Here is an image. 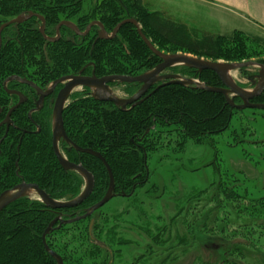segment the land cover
Here are the masks:
<instances>
[{
    "label": "trees",
    "instance_id": "16d2710c",
    "mask_svg": "<svg viewBox=\"0 0 264 264\" xmlns=\"http://www.w3.org/2000/svg\"><path fill=\"white\" fill-rule=\"evenodd\" d=\"M87 2L0 0V27L18 16L35 13L45 19V34L50 37L55 36L61 21L74 22L82 31L90 23L99 21L108 33H112L122 21L136 19L144 35L161 52H183L198 58L229 63H242L255 56L247 53L248 42L264 44L262 38L251 37L243 32L225 36L206 33L197 37L186 24L176 21L170 15L148 10L143 0H97L86 6ZM41 24L40 19L32 17L21 24L10 25L3 31L0 51L2 74L14 73L19 62L23 61L27 73H30V65H35L34 73L38 76L36 81L44 83L45 79L47 84L53 80L49 78L53 69L66 72L73 69L76 72L87 63H92L100 77H136L161 63V59L152 53L133 24L122 26L115 38L98 40L95 44L98 26H93L91 33L84 39L62 27L61 40L51 44L40 33ZM9 50L20 53L14 59L8 54ZM259 62L264 64V60ZM174 70L184 76L199 79L207 86L223 87L218 75L212 71L199 73L187 67H175ZM241 72L246 74L244 68ZM123 86L124 93L129 97L141 87L138 83ZM234 100L238 105L242 103L238 97ZM253 102L264 104V91ZM236 111L227 103L223 94L195 86L166 84L153 88L140 103L129 106L126 111L114 103L94 99L89 90L75 93L64 110L63 120L71 142L99 153L107 161L113 173L117 196L132 198L138 189L144 188L149 182L148 160L152 153L165 143L170 145L172 137L178 140L179 150H175L180 152L190 141L194 145H211L213 137L230 129ZM27 115L28 109L23 119L28 129L30 123ZM50 119L51 112L47 111L40 133L22 135L12 129L0 146L4 159L0 162V195L23 181L37 184L55 200H72L82 192L85 185L83 178L74 171H65L54 153ZM29 130L34 132L35 128ZM66 157L93 175L95 185L92 194L81 205L70 209L54 210L38 199L28 197L7 206L0 213V264H58L43 244L45 231L60 215L64 220L85 215L87 209L101 201L107 193L110 177L98 157L77 152L74 148L66 150ZM221 187L210 196V202L214 203L217 211L224 209V200L238 197L237 193L229 194ZM210 192L201 191L202 196ZM202 196L187 199L183 207V211H187L185 218L196 214V203H202ZM100 210L85 220L63 225L60 229H57V223L47 235V245L63 259L64 264L68 260L72 264L82 263V258L75 260L70 251L93 256L102 252L93 243L88 229L90 221L95 219ZM179 217V214L175 216ZM98 225L95 223L93 233L99 229ZM202 226L206 227L205 224ZM199 228L198 225V230L194 229V235L203 236L205 232ZM104 230L103 224L100 231ZM178 231L176 237L180 239L181 233ZM112 233V229L106 231L108 237ZM172 239L169 231L167 240ZM195 239L198 241L200 237L196 236ZM71 242L73 247L68 249L67 245Z\"/></svg>",
    "mask_w": 264,
    "mask_h": 264
},
{
    "label": "rangeland",
    "instance_id": "374dc122",
    "mask_svg": "<svg viewBox=\"0 0 264 264\" xmlns=\"http://www.w3.org/2000/svg\"><path fill=\"white\" fill-rule=\"evenodd\" d=\"M91 2L97 0H88L86 6ZM144 4L152 12L167 14L162 8L154 9L146 2ZM169 12L180 22L176 9ZM245 34L264 40L261 28ZM247 49V53L255 55L250 62L264 60V44L250 41ZM35 67L30 65L29 74L36 75ZM174 69L165 74L191 78ZM244 69L246 74L235 70L231 77L242 88L252 91L256 85L249 87L248 83L250 79L258 81L262 69L255 65ZM123 89V84L117 83L112 91L118 97L129 98ZM172 139L170 145L165 143L150 155L149 182L135 192V197L116 196L96 214L94 225L99 224V229L93 233V225L89 234L102 252L93 256L70 251L75 260L82 258V263L75 264H264V111L237 110L230 129L213 137L211 145H194L190 141L180 152L176 151L179 150L178 140ZM220 187L229 194L237 193L238 197L224 200V209L217 211L210 196ZM202 190L211 192L202 196ZM197 195L203 197L202 203H196V214L185 218L187 211H183V207L187 199ZM177 214L179 218H175ZM103 224L105 230L101 232ZM198 225L205 232L203 236L194 235ZM108 229L113 230L109 237ZM169 231L173 239L168 241ZM177 231L181 233L180 239L176 237ZM196 236L200 240L197 241ZM67 246L69 249L73 243ZM67 264L72 261L68 260Z\"/></svg>",
    "mask_w": 264,
    "mask_h": 264
},
{
    "label": "water",
    "instance_id": "95a60500",
    "mask_svg": "<svg viewBox=\"0 0 264 264\" xmlns=\"http://www.w3.org/2000/svg\"><path fill=\"white\" fill-rule=\"evenodd\" d=\"M32 17H37L41 20L42 25L39 29L40 33L43 37L50 41L55 42L60 37V28L62 26H66L72 29L77 35H87L93 26H98L99 31L97 33V40H111L115 38L121 27L126 24H133L142 40L148 46V48L152 51L154 55L161 59V63H159L153 70L141 74L136 77L126 76V75H111L105 76L102 78H98L95 75L91 77H80V76H70L58 80L55 82L51 88L44 92L34 83L24 80V83L35 88L40 94V100L38 106H41V103L45 96L50 94L56 84L58 83H66L65 88L59 93L57 98L55 108L53 111V124H52V146L54 153L58 159L60 166L65 171H74L78 173L84 180V188L79 196L72 200H55L51 198L45 191H43L37 184H31L22 182L17 185L13 189L7 190L0 195V213L11 203L16 200L24 197L32 198L31 196H37L38 200L42 202L45 206L51 209H70L75 208L81 205L93 192L95 181L93 175L85 169L82 165L70 162L67 157L61 152L59 143L61 141H65L67 144L72 146L77 152L80 153H88L98 157L103 164L106 166L107 171L110 177V185L107 193L103 197L101 201L97 204L93 205L89 209H87L85 215L80 217H76L74 219L64 220L62 216H58L48 227L43 235V244L45 246L46 251L57 261L58 264H64L63 259L55 253L46 242L47 235L53 231L54 226L59 223L57 229H60L63 225H69L76 223L81 220H85L91 217L96 211L103 208L107 205L113 198L117 196L115 192V180L113 177V173L107 161L99 154L90 149H83L77 145H75L68 138L63 120V113L66 108V104L69 96L78 88H88L91 90V95L94 99L104 102H111L118 106L121 110L126 111L129 106L133 107L136 104L141 102V99L149 93L151 88L155 86L157 83H160L157 88L160 86H164L166 84H180L183 86H195L198 89L206 90L209 92L220 93L223 94L227 100V103L232 107V109L238 111H244L247 109L253 110H261L264 111V104L252 103L251 101L258 96L264 90V64L257 62H243V63H229V62H221V61H209L201 58H197L187 54H166L157 49L152 42L144 35L141 25L136 19H126L119 23L116 28L112 31V33H108L103 26V24L99 21H94L90 23L85 32H81L78 27L71 21H62L57 28V37L50 38L45 35V19L42 16H39L35 13H29L28 15H21L7 23H4L0 27V42H1V33L2 31L13 24H21ZM95 41V42H96ZM1 48V46H0ZM255 65L262 69L261 73L258 76V81L256 82V86L252 91L246 90L238 85L231 77V73L235 70H241L245 67ZM187 67L191 68L199 73L203 71H212L218 75L223 87H211L202 83L199 79H191L184 78L177 74H164L167 70L172 69L174 67ZM112 83H121V84H132L138 83L141 85V88L135 93L133 96L129 98H121L116 96L111 87L109 86ZM238 97L241 100V104H236L234 98ZM94 225V219L90 221L89 232L91 234Z\"/></svg>",
    "mask_w": 264,
    "mask_h": 264
},
{
    "label": "flooded vegetation",
    "instance_id": "af4514ba",
    "mask_svg": "<svg viewBox=\"0 0 264 264\" xmlns=\"http://www.w3.org/2000/svg\"><path fill=\"white\" fill-rule=\"evenodd\" d=\"M58 25H57V28H58ZM45 27H46V25H45ZM62 27H66V26H62ZM57 28H56L55 36H50V38H56L57 37ZM61 28H60V37L55 42H50L48 40H46V41L48 43H51V44H55V43L59 42L62 38ZM66 28H68V27H66ZM68 29H70V28H68ZM70 30L73 31L72 29H70ZM85 30H86V28H85ZM85 30H83V31L80 30V31L85 32ZM91 30H90L89 34L91 33ZM3 31L1 33V42H0L1 47H2ZM98 31H99V29H98ZM89 34H87L85 36H83V35H78V36L82 37L84 39ZM68 40H70V39H68ZM95 41H96V39H95ZM95 41H94V44L98 40L96 42ZM10 45H12L13 47L16 46V44H14V43H10ZM46 47H47V45H46ZM0 51H1V48H0ZM19 53H20V51H16V50H12V51L9 50L8 51V54H10V57L12 56L11 58H14V59L16 58V55H19ZM19 58H20V56H19ZM166 74H169V73H166ZM93 75H95L98 78H102L96 74V68L92 63H87L80 70H78L76 72L73 71V69H69L67 72L61 71V69L59 71H54V69H53L51 72V75L49 76V78L53 79V80L49 81L47 84H46L47 80L44 79V81H43L44 83L37 82L36 81L37 80L36 75H34V74L31 75V74L27 73L26 69H25V64L23 61L19 62V66L16 70H14V73H10V74L7 73V75H4L0 71V146L3 144L5 139L8 137V135L10 134V131L12 129H13V132H19L22 135L32 134V133H35V134L40 133L42 130L41 125L43 123L44 116H45V113L47 111L51 112L50 123H51V132H52L53 111H54L55 104H56L57 98L59 96V93L65 88L66 83L62 82V83L56 84L55 87L53 88V90L50 92V94H48L47 96L44 97V99L41 103V106L39 107L38 103L40 100V94L38 93V91L35 88L24 83V80L34 83L41 90L46 92L51 88V86L55 82H57L58 80H61L63 78L70 77V76L91 77ZM256 82H257L256 79H250V83H248L249 87L250 86L254 87V85H256ZM116 84L117 83H112L109 86L112 89V88H114V85H116ZM159 84L160 83H157L155 86H153L151 88V90L153 88L157 87ZM80 89H81V91L76 89L69 96L66 107L70 104L72 97L75 93L89 90L88 88H85V87L80 88ZM89 94L91 95L90 91H89ZM253 100L251 101L252 103H254ZM27 109H28L27 117H28L29 123H30L28 125V129H27V124L23 120L25 117L24 115H25ZM25 124H26V126H25ZM29 128H32V129L35 128V131L33 132L32 130H29ZM65 145H66V147H65ZM59 147H60L61 152L65 156H66V150L71 151V149L73 148L72 146L67 144L65 141H61L59 143ZM3 161H4V159L2 157V151L0 150V162H3ZM17 175H19V170L17 171ZM19 184H21V183H19ZM19 184H17V185H19ZM17 185H15L14 187H16ZM13 188H11V189H13ZM7 190H10V189H7Z\"/></svg>",
    "mask_w": 264,
    "mask_h": 264
},
{
    "label": "crops",
    "instance_id": "0c3cea01",
    "mask_svg": "<svg viewBox=\"0 0 264 264\" xmlns=\"http://www.w3.org/2000/svg\"><path fill=\"white\" fill-rule=\"evenodd\" d=\"M154 9H176L193 33H251L264 30V0H144ZM174 3V4H172ZM157 7V8H156ZM169 15V14H168ZM204 28V30H199Z\"/></svg>",
    "mask_w": 264,
    "mask_h": 264
}]
</instances>
